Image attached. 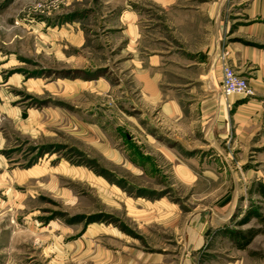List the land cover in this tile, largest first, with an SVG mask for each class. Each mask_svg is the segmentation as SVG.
<instances>
[{
	"label": "rangeland",
	"instance_id": "rangeland-1",
	"mask_svg": "<svg viewBox=\"0 0 264 264\" xmlns=\"http://www.w3.org/2000/svg\"><path fill=\"white\" fill-rule=\"evenodd\" d=\"M157 2L0 0V264H264V108L222 140L163 120L132 72Z\"/></svg>",
	"mask_w": 264,
	"mask_h": 264
},
{
	"label": "crops",
	"instance_id": "crops-1",
	"mask_svg": "<svg viewBox=\"0 0 264 264\" xmlns=\"http://www.w3.org/2000/svg\"><path fill=\"white\" fill-rule=\"evenodd\" d=\"M187 2L158 0L168 12V42L158 39L147 57L137 50L132 72L163 120L222 140L227 118L244 131L264 108V0ZM130 18L126 29L138 41V18ZM223 64L247 80L252 96L223 95Z\"/></svg>",
	"mask_w": 264,
	"mask_h": 264
},
{
	"label": "built area",
	"instance_id": "built-area-1",
	"mask_svg": "<svg viewBox=\"0 0 264 264\" xmlns=\"http://www.w3.org/2000/svg\"><path fill=\"white\" fill-rule=\"evenodd\" d=\"M221 90L225 97H248L252 94L247 80L238 75L229 65L222 66Z\"/></svg>",
	"mask_w": 264,
	"mask_h": 264
},
{
	"label": "trees",
	"instance_id": "trees-1",
	"mask_svg": "<svg viewBox=\"0 0 264 264\" xmlns=\"http://www.w3.org/2000/svg\"><path fill=\"white\" fill-rule=\"evenodd\" d=\"M260 194H261V196L264 197V187L261 188ZM255 216H258V215H255ZM250 238H251V236L250 237H246L245 235L242 236V239H244V240L240 244L241 249H245L248 246V244L250 243Z\"/></svg>",
	"mask_w": 264,
	"mask_h": 264
}]
</instances>
